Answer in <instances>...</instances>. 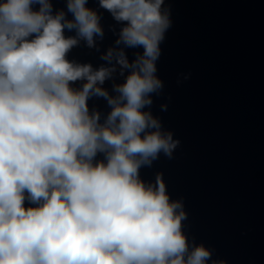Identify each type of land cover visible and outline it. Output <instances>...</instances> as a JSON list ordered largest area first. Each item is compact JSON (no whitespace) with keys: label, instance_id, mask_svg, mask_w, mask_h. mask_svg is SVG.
<instances>
[{"label":"clouds","instance_id":"9594fccd","mask_svg":"<svg viewBox=\"0 0 264 264\" xmlns=\"http://www.w3.org/2000/svg\"><path fill=\"white\" fill-rule=\"evenodd\" d=\"M86 4L67 0L69 20L52 14L50 0H0V264H207L211 251L190 247L183 204L170 200L162 176L155 184L139 176L179 145L143 110L163 88L156 61L169 10L164 0H99L126 26L101 56L109 66L94 70L67 59L81 40L93 48L103 39ZM120 45L143 54L130 63ZM117 66L130 73L113 96L101 85ZM77 80L81 89L71 87ZM93 96L111 108L103 123L89 111ZM97 153L105 159L94 163Z\"/></svg>","mask_w":264,"mask_h":264}]
</instances>
